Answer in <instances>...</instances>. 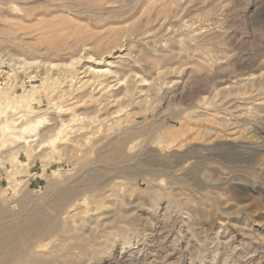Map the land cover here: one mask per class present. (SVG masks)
<instances>
[{
  "label": "rangeland",
  "instance_id": "374dc122",
  "mask_svg": "<svg viewBox=\"0 0 264 264\" xmlns=\"http://www.w3.org/2000/svg\"><path fill=\"white\" fill-rule=\"evenodd\" d=\"M1 90L41 123L0 147V228L81 204L80 264H264V0H0Z\"/></svg>",
  "mask_w": 264,
  "mask_h": 264
},
{
  "label": "bare ground",
  "instance_id": "6f19581e",
  "mask_svg": "<svg viewBox=\"0 0 264 264\" xmlns=\"http://www.w3.org/2000/svg\"><path fill=\"white\" fill-rule=\"evenodd\" d=\"M119 51L120 52L117 57L123 60L121 56L122 50L120 49ZM108 56L109 57L111 56V59H113L115 56V52L109 53ZM125 58L127 59V57H124V59ZM33 65H35V63ZM74 65L75 63H72L70 65V68L73 67ZM24 66L30 67L29 63L26 62L24 63ZM52 68L55 69L57 67L53 66ZM82 76L83 78H79V82H78L79 90L85 92L89 91L91 98L95 97L96 91L97 93L102 92V94H109L110 91L117 90L118 89L117 86H119L120 83H124L122 81V78L119 76V73L113 70V66L111 62L108 63L106 61L104 62L101 61V63L99 62V64H96V67H90L88 70H85L82 73ZM8 94H9L8 91L5 90L0 91V97L2 95H4L3 97H7ZM8 101L9 99L7 100L6 98L0 99V147L16 145L22 142H25L26 146L29 147L30 142L27 141L28 138L26 136V133L30 131L33 127L39 125L41 123V120L38 119L37 121L35 120L30 121L29 125L21 127L22 132L19 133L17 131L19 123H17V121H19L20 117L18 119H15L13 114L10 115V110L14 112L17 111L16 109L17 107L24 108L26 106L25 98L19 96L14 101L12 100H10L9 102ZM28 109H30V107H28ZM26 113L27 116L24 115L22 116V118H20L22 119V121L25 120L29 121L30 118L29 114H31V112L30 110H28ZM73 116H74L73 117L74 120L80 118V116L75 114ZM56 130L57 129H55V131ZM39 138L41 139V137ZM89 143L90 145H96L92 139L89 141ZM89 154L83 156L82 160L88 158ZM75 196L76 197L81 196V191L75 190L69 192L67 195L63 197V199L68 200L71 197H75ZM81 206H82L81 204H76L74 210L68 212L67 215L63 218L61 216H56L53 219H49L48 217L45 216H39V217H33L29 222L23 224V226L21 225V227H19L16 230L0 228V253L8 250V254H9V259L4 264H80L76 261L77 260L76 257H75V261H73L72 251H74V249L76 250L79 248L82 249L83 251H87L88 245L91 246L93 251H96L97 248L93 247V243L95 241H98V238L92 239L90 241L85 240V238L81 234L80 229L75 228L76 226L73 224V219L76 216V213L74 212L80 210ZM53 234L59 236L60 240L57 238V241L59 240L61 242H65L68 239H73L75 241L74 246L72 244L66 248L64 247V249L62 247V250H59L50 247V245L52 244L45 243V245H43L42 242H41L42 244L38 243L39 242L38 240H40L41 238H42L41 240H43V237L47 238L45 236L53 235ZM34 241H36L37 243L35 242L33 243L32 246H30V244ZM16 242L17 244L16 246H14ZM97 247H99L98 244Z\"/></svg>",
  "mask_w": 264,
  "mask_h": 264
}]
</instances>
